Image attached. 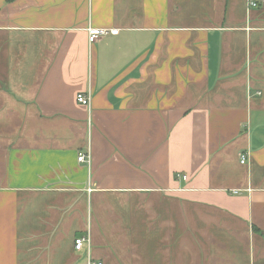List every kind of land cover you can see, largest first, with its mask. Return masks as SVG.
Returning <instances> with one entry per match:
<instances>
[{
	"label": "crops",
	"instance_id": "obj_1",
	"mask_svg": "<svg viewBox=\"0 0 264 264\" xmlns=\"http://www.w3.org/2000/svg\"><path fill=\"white\" fill-rule=\"evenodd\" d=\"M254 1L0 0V264H264Z\"/></svg>",
	"mask_w": 264,
	"mask_h": 264
},
{
	"label": "built area",
	"instance_id": "obj_2",
	"mask_svg": "<svg viewBox=\"0 0 264 264\" xmlns=\"http://www.w3.org/2000/svg\"><path fill=\"white\" fill-rule=\"evenodd\" d=\"M261 2L264 3V0H261ZM256 5H257L256 1L249 0V6L250 7H254ZM117 33H118V29L117 28H95V27H89V28H87V40L91 44V43L95 42L96 40H98L101 37H104L106 35H113V34H117ZM76 100L80 104L87 106V105H89L90 98L86 94L78 93L76 95ZM77 160H78V162L86 163L87 165H89L90 161H91L90 152L89 151L79 152L78 156H77ZM246 161H247V154H246V152H242L240 154V163L243 164ZM178 175H180V174H178ZM180 176L183 179L186 178L185 175H180ZM89 241H90V238H89L88 235L84 236V237L83 236L82 237H78V238H76L74 240V248L76 250H79L82 247L84 242L88 244ZM87 264H102V262L101 261H94V260L89 259L87 261Z\"/></svg>",
	"mask_w": 264,
	"mask_h": 264
}]
</instances>
